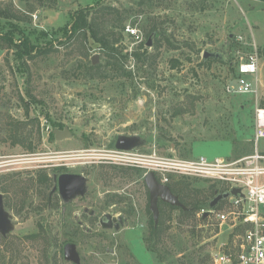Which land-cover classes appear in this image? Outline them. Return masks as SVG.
Wrapping results in <instances>:
<instances>
[{
  "label": "rangeland",
  "instance_id": "1",
  "mask_svg": "<svg viewBox=\"0 0 264 264\" xmlns=\"http://www.w3.org/2000/svg\"><path fill=\"white\" fill-rule=\"evenodd\" d=\"M91 6L117 9L99 18L104 31L116 22L140 30L143 45L113 27L124 36L118 51L141 59L129 56L122 71L88 68L94 54L99 64L105 57L91 37L71 35L70 23L75 11ZM0 14V37L12 28L15 41L29 37L36 49L17 58L15 45L0 38V192L14 224L4 239L0 234V264H211L212 253L235 252L242 225L220 224L213 215L202 221L196 212L182 217L165 204L153 250V219L141 188L146 169L139 156L110 150L118 134H138L144 143L132 152L155 144L156 158L232 159L233 137L249 151L238 157L252 153L255 97L227 92L225 85L250 50L241 35L259 48L264 107V0H0ZM149 36L152 46L145 45ZM203 50L221 60L203 63ZM173 59L179 65L172 67ZM15 120L27 121L24 137L33 150L12 143ZM64 126L72 136L55 140L49 129ZM258 148L264 152V138ZM111 154L114 163H105ZM59 162L82 170L87 185L65 202L54 195L48 207L52 182H42L43 173L52 174ZM169 184L185 205L209 195L201 177L174 174ZM213 184L215 191L223 188ZM84 207L96 216L89 218ZM105 214L109 222L101 220ZM66 242L74 244L78 263L64 258Z\"/></svg>",
  "mask_w": 264,
  "mask_h": 264
},
{
  "label": "built area",
  "instance_id": "2",
  "mask_svg": "<svg viewBox=\"0 0 264 264\" xmlns=\"http://www.w3.org/2000/svg\"><path fill=\"white\" fill-rule=\"evenodd\" d=\"M124 30L125 38L129 36L135 43L143 42L142 33L137 27L126 25ZM238 39L250 50L236 60L233 82L227 83L225 90L255 97L252 153L238 158L219 157L213 160L203 156L190 159L161 157L154 158L146 165V169L153 171L163 184L169 183L171 175L179 174L204 178L223 186L221 191L240 189V192L230 194L215 207H202L196 211L198 218L213 215L220 224L231 222L232 226L242 225L244 228L235 252L216 251L212 253L211 264H264V152L258 148L259 140L264 138V107L259 103V48L254 42H246L241 35H238ZM219 205L225 208L215 212Z\"/></svg>",
  "mask_w": 264,
  "mask_h": 264
},
{
  "label": "trees",
  "instance_id": "3",
  "mask_svg": "<svg viewBox=\"0 0 264 264\" xmlns=\"http://www.w3.org/2000/svg\"><path fill=\"white\" fill-rule=\"evenodd\" d=\"M96 6H91L90 8H82L79 9L77 11L74 12V14L72 15V21L70 23L71 27V35L74 36H86V37H91L97 44L98 46L101 48L102 52H103V56L105 57V60L102 64H95L93 65L91 61H89L88 64V68L93 70V69H99L101 66H108L110 68H114L116 70L122 71L123 70V63L124 60H126L129 56L132 57H136L137 60L141 59V54L137 53L135 51L133 52H126V53H121L118 51L117 47H116V43H118L119 41L124 39V36L121 32H114L113 31V27H120V30H123L124 25L121 24V22H116V24H114L113 26H111V28H106L108 29L107 31L102 30L101 25L99 24V18L101 17L102 14L104 13V10H107V12H109L110 10H113L114 12H117L116 8H113L111 6H101L99 8H97ZM93 9H96L95 11H92ZM0 16H2L0 14ZM6 19L9 20V16H4ZM120 21V20H119ZM13 25V24H12ZM15 26V25H13ZM8 31L2 35V37H0L1 39H3L6 42V47H8L9 45H15V49L17 51V58H21L24 55H33V51H35V45H33V43L31 42L29 37H21L20 40L15 41L11 35H13V31H15V29H7ZM155 30V29H154ZM10 31V32H9ZM141 44L143 45L144 42H141ZM217 58V60H221V58L219 57H214ZM211 60H213V58H207V59H203L202 58V62L203 63H207L210 62ZM179 65V61L177 59H173L171 60V66L175 67ZM126 75L130 74V71H125ZM263 105H264V101H263ZM181 111V109L178 110V112L175 113H179ZM31 121H35V119H30ZM37 121V120H36ZM28 125L27 121H19V120H15L14 122H12L9 125V134L11 137V141L13 144H19L23 147H25L28 150H33V145L31 143V141H26L27 138L24 137V133H25V127ZM51 134L53 135V133L51 132ZM230 140L232 141V145H233V151L235 153V157L240 156L243 153H247L249 151H246L245 148H241L240 147V140H238L237 138L233 137L230 138ZM26 141V142H25ZM133 171V170H131ZM209 195L206 197H203L200 199L197 198L195 196V199L192 200V204L190 205H184L187 207L186 209L177 207V206H170L171 208L177 209L179 210V213L182 215V217L185 216H194L195 212L197 209L208 206V202L209 200L216 195V193L221 192V191H215L213 189L214 184L209 182ZM171 191L174 192V189L172 187L171 184H168ZM213 189V190H212ZM2 193V192H1ZM177 195V194H176ZM182 195L188 196L190 197L191 194L188 192H184ZM178 196V195H177ZM181 202L183 200V197H181L180 195L178 196ZM200 220H205L207 219V217H200ZM160 226V222L158 219V222L156 224V226L154 227V222L152 224L151 227V235H152V248L154 250L155 244L159 243V241L161 240V232L158 231V227ZM35 235H32V237H34ZM4 237L6 236H2V238L4 239ZM156 244V245H157Z\"/></svg>",
  "mask_w": 264,
  "mask_h": 264
},
{
  "label": "water",
  "instance_id": "4",
  "mask_svg": "<svg viewBox=\"0 0 264 264\" xmlns=\"http://www.w3.org/2000/svg\"><path fill=\"white\" fill-rule=\"evenodd\" d=\"M146 46H152L151 36H149L145 42ZM264 53V49H263ZM219 57L220 54L217 52L203 50L202 58L205 60L207 58ZM92 64H97L99 62L98 54H94L91 57ZM55 138L57 140L71 136V132L68 127L63 129L54 128L52 130ZM139 138L137 136H127L120 135L117 137L115 147L117 149H130L133 146L137 145ZM145 183L149 190V209L152 212V217L155 224L158 222L159 218V208L158 200L169 203L172 206H177L183 209L187 207L180 201L179 197L174 194L170 187L166 184H162L157 181L153 171H149L144 176ZM84 177L80 174H63L59 177V189L63 197L67 198L68 196L81 192L84 189ZM240 192L239 188H232L230 190H224L216 193L209 202L208 206L210 208L215 207L221 200L230 196V194H237ZM87 208H85L86 210ZM90 213H93L90 210ZM13 228V223L11 221V215L4 207L3 193L0 192V234L6 236V234L11 231ZM63 256L65 259L73 261L75 263L79 262V256L75 249V246L72 242H66L63 245Z\"/></svg>",
  "mask_w": 264,
  "mask_h": 264
},
{
  "label": "flooded vegetation",
  "instance_id": "5",
  "mask_svg": "<svg viewBox=\"0 0 264 264\" xmlns=\"http://www.w3.org/2000/svg\"><path fill=\"white\" fill-rule=\"evenodd\" d=\"M64 127H68V126H64ZM63 127V128H64ZM54 128H56V127H54ZM54 128H51V129H49V131H50V133L52 132V130L54 129ZM63 128H59V129H63ZM69 128V127H68ZM69 130H70V128H69ZM70 132H71V130H70ZM53 133V132H52ZM120 135H127V136H137L138 138H139V140H138V143H137V145H135V146H133L132 148H130V149H117L116 147H115V143H116V140H117V137L118 136H120ZM53 136H54V138H55V135L53 134ZM71 136H72V132H71ZM71 136H69V137H71ZM67 138V137H66ZM64 139V138H63ZM55 140H57L56 138H55ZM60 140H62V139H60ZM144 143V141H143V139L138 135V134H118L117 136H116V138L114 139V141H113V149L112 150H110V151H114V152H123V153H127V152H130V154H131V159H136V156H139V161L140 162H137V163H140V166L139 167H141V168H144V169H146L147 168V164L149 163V162H151V161H153L154 160V158H156L157 157V154H156V145L155 144H153L152 145V147H150L149 148V151H146V153H134V152H132V151H134V149H137L139 146H141L142 144ZM34 149V148H33ZM28 150V149H27ZM113 156H115V155H113ZM112 156V154L111 155H107V158H105L106 160H108V161H105V163H114L113 161H111L112 160V158L111 157H113ZM122 157V156H121ZM110 160V161H109ZM66 165H68L67 163H65V162H59V163H57V164H54V167H55V171L54 172H52V174H48V173H43V179H42V182H44V181H48L49 179L51 180V182H52V187L50 188V190H49V192H48V207H50L51 206V200H52V197L54 196V195H57V196H59L60 197V199L63 201V202H65V201H68V200H70L71 198H73V197H75V196H77V195H81L82 194V191L81 192H76V193H74V194H72V195H70V196H68L67 198H65V197H63L62 196V194H61V192H60V189H59V177L61 176V175H63V174H80V175H82L83 177H84V179H85V181H84V188H85V186L87 185V176L85 175V173L81 170V171H76V170H73V169H70V168H68V167H66ZM149 171H151V170H144V175H143V178L141 179L140 177V179H141V188H142V186H143V190H144V193H146V197H147V199H148V210L150 211V209H149V190H148V187H147V185H146V183H145V180H144V176L149 172ZM154 173V172H153ZM154 175H155V177H156V179H157V181H158V178H157V176H156V174L154 173ZM40 176V175H39ZM140 179H138V178H136V179H134V181L133 182H135V181H137V180H140ZM159 182V181H158ZM163 184V183H162ZM169 183H166V185H168ZM169 186V185H168ZM130 195V194H129ZM132 196V195H131ZM163 204H165V205H168L169 207L170 206H172V205H170L169 203H167V202H164V201H162V200H158V208H159V206L160 205H163ZM85 208H87L86 210H85ZM90 210H92L93 211V213H90ZM82 211H83V213L84 214H86L89 218H94L95 216H96V211L94 210V209H91V208H88V207H84L83 209H82ZM150 213H151V216H152V212L150 211ZM10 214V213H9ZM11 215V214H10ZM159 216H160V208H159ZM152 219H153V217H152ZM159 219V218H158ZM101 220L102 221H104V222H109L110 221V219H109V216L107 215V214H105V215H103L102 217H101ZM153 222H154V220H153ZM157 224V223H156ZM156 224H155V222H154V227L156 226ZM14 225V224H13ZM65 244V243H64ZM62 252H63V247H62Z\"/></svg>",
  "mask_w": 264,
  "mask_h": 264
},
{
  "label": "crops",
  "instance_id": "6",
  "mask_svg": "<svg viewBox=\"0 0 264 264\" xmlns=\"http://www.w3.org/2000/svg\"><path fill=\"white\" fill-rule=\"evenodd\" d=\"M241 8V7H240ZM258 80H259V76H258ZM259 82V81H258ZM261 84L264 86V82L260 79Z\"/></svg>",
  "mask_w": 264,
  "mask_h": 264
}]
</instances>
